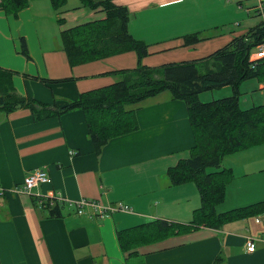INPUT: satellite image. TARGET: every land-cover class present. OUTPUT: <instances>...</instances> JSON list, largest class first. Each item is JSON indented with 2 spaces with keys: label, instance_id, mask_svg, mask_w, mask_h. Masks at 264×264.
Returning <instances> with one entry per match:
<instances>
[{
  "label": "crops",
  "instance_id": "0c3cea01",
  "mask_svg": "<svg viewBox=\"0 0 264 264\" xmlns=\"http://www.w3.org/2000/svg\"><path fill=\"white\" fill-rule=\"evenodd\" d=\"M110 1L127 10V30L148 46L149 56L159 53L156 49L190 50L185 45H159L180 35H208L211 31L219 35L207 36L205 40H222L231 21V0ZM66 4L68 0L54 11L50 0H30L16 18L0 10V68L17 74L14 87L20 95L56 108L65 107L80 93L113 84L117 78L110 72L131 70L138 65L136 55L126 52L127 55L70 66L62 50L60 32L101 20L104 14L83 8L81 3L65 10ZM241 5L243 8L237 7L238 10L248 16L244 8L255 3ZM216 7H220V13L213 11L211 16L209 12ZM80 11L90 19L77 20L74 15ZM57 19H63V24H58ZM21 39L29 60L20 53ZM211 47L196 45L193 50L202 48L205 53ZM140 63L159 67V62L145 58ZM48 112L49 117L42 120H36L25 108L0 113V264H264V243L256 241L252 253L246 251L245 244L248 237L264 235V227L254 222V217L264 214V209L218 228L200 226L122 251L119 232L164 218L182 222L192 216L193 220V212L199 208L197 202L188 203L194 193L190 183L171 186L167 178L169 167L185 159L194 146L183 102L171 101L165 94L147 100L136 111L138 129L110 140L99 155L88 138L82 111L60 116L54 110ZM251 150H255L249 151L254 157L248 159L255 169H243L233 175L222 209L215 210L217 214L264 202V153L263 149ZM256 150L261 153L258 155ZM36 169L45 170L49 182L38 185L29 194L13 192ZM57 193L73 203H120L131 212L101 217L90 208L78 214L74 207L61 203L60 216L51 218L37 195ZM157 199L164 202L158 204ZM192 220L182 225L189 226ZM217 258L220 260L215 263Z\"/></svg>",
  "mask_w": 264,
  "mask_h": 264
},
{
  "label": "trees",
  "instance_id": "16d2710c",
  "mask_svg": "<svg viewBox=\"0 0 264 264\" xmlns=\"http://www.w3.org/2000/svg\"><path fill=\"white\" fill-rule=\"evenodd\" d=\"M29 1L0 0V10L16 18L20 11L29 6ZM50 2L54 11L65 4V0ZM80 3L83 8L102 12L104 18L60 32L62 50L69 65L87 64L134 52L138 60L137 67L134 70L110 72L111 76L117 78L116 82L80 93L76 100L63 108L40 104L28 96L20 95L13 84L17 74L0 68V113L10 114L25 108L34 114L36 120H42L49 117L50 110H54L58 116L80 110L85 116L88 138L96 155H99L110 140L138 129L136 111L147 100L167 93L169 100L185 104L194 146L185 159L168 169L167 176L171 186L194 184L199 194L200 207L193 212L189 226L153 220L126 232H119L122 251L135 250L139 246L183 234L200 226L218 228L264 209V202H260L226 213L217 214L215 211V207L223 202L226 187L233 178L228 169L222 168L223 158L240 150L264 145V104L249 110L239 107L240 86L249 80L264 82V58L255 62L249 60L251 52L264 39L263 25L259 23L244 35L232 38L227 45L207 58L151 68L140 64V60L148 55V46L129 34V16L125 8L110 0H80ZM57 23L63 24V19H57ZM20 44L21 55L29 60L24 40L21 39ZM198 66L206 72L200 74ZM23 77L27 75L23 74ZM30 79L41 83L50 82ZM67 80L70 79L64 81ZM224 87L231 89L230 97L209 103L200 101V94ZM209 168L214 171L208 172ZM48 210L49 217L60 216L58 204ZM219 260L217 258L215 263Z\"/></svg>",
  "mask_w": 264,
  "mask_h": 264
},
{
  "label": "rangeland",
  "instance_id": "374dc122",
  "mask_svg": "<svg viewBox=\"0 0 264 264\" xmlns=\"http://www.w3.org/2000/svg\"><path fill=\"white\" fill-rule=\"evenodd\" d=\"M35 1L38 2L39 0H35ZM253 3H255V0H231L230 1L229 10L231 13V21L228 25H226V30L224 31V33H226V34L223 35V36H225L224 39H222V40L216 39L215 40L216 42H214V43H212L213 42L212 39L211 40L210 39L205 40L204 38L207 36H211V38H214L213 36L219 35V33H212L211 31L209 32L208 35H207V33L193 34V35L192 34L180 35L181 37L179 36L178 38L173 39L171 41H168L165 44H159V45H185V47H189L188 49H190V50H178L177 51V49H175V48L165 49V50L156 49V50H158L159 53L152 54L151 56L148 55V56H145L144 58L149 60V61L159 62V63H156V64H159V66L169 64V63H178V62L193 61V60H199V59L207 58L208 56H210L211 54L216 52L218 49H220L222 46L228 44L234 36H241L242 34L247 33L249 30V29L247 30V26H250V28H253L260 22L259 17H256L254 14H248V16H247L243 11H240L237 8L239 4H243L246 7H248V6H251V4H253ZM76 4L79 5L80 1L79 0H68V5L66 4L64 9L65 10H68V9L72 10V9L76 8L75 7ZM220 10H221L220 7H216L214 10H211L209 12V14L212 16V12L214 11L215 14L218 15L220 13ZM249 15H251V16H249ZM74 16L76 17L77 20H86L87 21L90 19V17H86V15H84V11H80V12L76 13ZM209 18H210V16H209ZM236 24H238V25H236ZM239 24H241V25L239 26ZM224 33H222V34H224ZM187 41L189 43H187ZM196 45H212V47H211V49H209V51H206L205 53H203L202 48H198L197 50H193V49H195ZM127 53H126V55H127ZM132 53H133L132 55H136V54H134V52H132ZM197 56H199V58H197V59H188V58H196ZM144 58H142L140 61L143 62ZM157 60H161V61H157ZM140 64L143 65L142 63H140ZM136 67H137V65L135 67H133V69H131V70H134ZM198 71L200 74H204L206 72L205 69L200 67V66H198ZM13 84H14V79H13ZM260 86H261V84L257 80L246 81L240 86V90H239V107H240V109L249 110L252 107H257L259 105L264 104V90H261ZM163 94L167 95V93H163ZM231 95H232L231 89L229 87H224V88H220V89L213 90L210 92L202 93L199 95V99L202 103H209V102H212L215 100H221V99L228 98ZM252 149H263L262 153H264V145L254 147ZM249 151H255V150H251V148H249L246 150H240V151L226 155L223 158L222 163H221L222 168L228 169L232 173V175L238 173V171L239 172L242 171L243 169L244 170L255 169L254 165H251L252 162H250L248 159V157H251V158L254 157L253 152H249ZM256 151H258L257 152L258 155L261 153V152H259L260 150H256ZM262 167L264 168V165H262ZM207 171L211 172V171H214V169L209 168ZM167 178H168V176H167ZM168 180H169V178H168ZM191 185L194 189V193L192 194V196L188 200V203L189 204H193V203L196 204V202H197L198 207H200V199H199L198 191L195 188L194 184H191ZM156 202H158V204H160L164 201L161 199H157ZM183 203H185V201L180 202V204H183ZM222 203L215 207V209L218 212L222 209L221 208ZM116 204H119V203H116ZM164 220H167V219L164 218ZM169 220L176 222L178 224H183V223L191 221L192 216L190 217V219H188V221H182L181 222V221H174L172 219H169Z\"/></svg>",
  "mask_w": 264,
  "mask_h": 264
},
{
  "label": "built area",
  "instance_id": "2783aa9c",
  "mask_svg": "<svg viewBox=\"0 0 264 264\" xmlns=\"http://www.w3.org/2000/svg\"><path fill=\"white\" fill-rule=\"evenodd\" d=\"M239 9H242L243 6L241 4L238 5ZM247 14H254L256 17L260 18V23L264 27V0H255V5L252 7L244 8ZM264 58V39L262 43L258 44L255 49L251 52L249 60L251 62L258 61ZM261 90H264V82L261 83L260 86ZM49 182L48 175L45 170L43 169H36L31 173L27 174L22 181V184L18 188H14L13 192L16 193H24L29 194L30 191L37 187L38 185L46 184ZM37 199L41 206L44 208L50 209L54 207L56 204H63L65 203L69 207H74L78 214H82L85 208H90L91 210L97 212L99 216L103 217L107 214H113L115 212H131L129 207L124 206L122 204L116 205H102L101 203L94 201V200H80L77 202H70L65 200L61 195L53 194L47 196H40L37 195ZM254 222L256 224H260L264 227V214H260L254 217ZM260 241L264 243V235L260 237L253 238L248 237L246 239V251L252 253L255 251V242Z\"/></svg>",
  "mask_w": 264,
  "mask_h": 264
}]
</instances>
